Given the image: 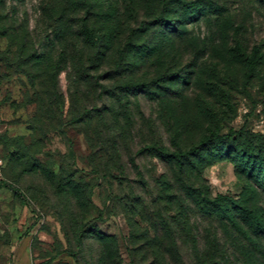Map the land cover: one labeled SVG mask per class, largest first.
<instances>
[{
    "label": "rangeland",
    "instance_id": "1",
    "mask_svg": "<svg viewBox=\"0 0 264 264\" xmlns=\"http://www.w3.org/2000/svg\"><path fill=\"white\" fill-rule=\"evenodd\" d=\"M135 1L116 67L88 62V0H0V264H264V140L164 155L264 136V0Z\"/></svg>",
    "mask_w": 264,
    "mask_h": 264
},
{
    "label": "trees",
    "instance_id": "2",
    "mask_svg": "<svg viewBox=\"0 0 264 264\" xmlns=\"http://www.w3.org/2000/svg\"><path fill=\"white\" fill-rule=\"evenodd\" d=\"M136 5L137 3L135 0H88V10L85 12V18L82 24V37L84 46H86L89 52L88 62L90 65L98 66L99 64L103 65L104 63H108L112 64V66L119 67L131 63L130 59L134 47L133 37L136 34L145 33L146 30L145 23L139 21L137 15L138 8H136L138 6ZM160 7L163 8V6ZM149 8L151 9H144V14L148 15V18L152 13L156 14H153L154 18L151 22L153 26L165 25L167 27H176V24L179 22V19L175 16L176 12L175 14L165 15L164 17L159 7L153 5ZM96 17L102 20V23L98 27L89 24V22L96 20ZM144 46L143 44L142 47ZM244 58L248 63V77H250L254 72L253 62L252 59L247 56H244ZM115 70V67H110L109 70L102 75L103 78H115ZM141 80L146 81L145 77H142ZM235 140H254L261 143L262 140H264V136L255 134L244 128L237 131L229 130L226 134L210 133L197 146L188 149L186 152L164 153V155L181 161L185 158L198 156L204 148H207L212 143L227 144ZM0 156L4 161L2 152H0ZM28 163L29 160L27 156L23 152H20L16 155L12 167H14L17 174H21L22 169ZM5 166L6 164L4 163L2 173ZM2 184L0 180V186ZM4 185L8 187V185ZM221 200L227 201L230 206L236 205L232 199L216 198L215 200L207 201L215 204L217 201ZM91 223V221L85 223L81 227V232H86ZM209 264L224 263L212 261Z\"/></svg>",
    "mask_w": 264,
    "mask_h": 264
},
{
    "label": "built area",
    "instance_id": "3",
    "mask_svg": "<svg viewBox=\"0 0 264 264\" xmlns=\"http://www.w3.org/2000/svg\"><path fill=\"white\" fill-rule=\"evenodd\" d=\"M3 167H4V161H3V159L0 156V180L2 178L1 176H2Z\"/></svg>",
    "mask_w": 264,
    "mask_h": 264
}]
</instances>
